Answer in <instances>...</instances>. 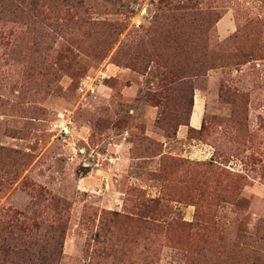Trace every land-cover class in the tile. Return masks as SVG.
Segmentation results:
<instances>
[{"label": "rangeland", "instance_id": "374dc122", "mask_svg": "<svg viewBox=\"0 0 264 264\" xmlns=\"http://www.w3.org/2000/svg\"><path fill=\"white\" fill-rule=\"evenodd\" d=\"M0 264H264V0H0Z\"/></svg>", "mask_w": 264, "mask_h": 264}, {"label": "bare ground", "instance_id": "6f19581e", "mask_svg": "<svg viewBox=\"0 0 264 264\" xmlns=\"http://www.w3.org/2000/svg\"><path fill=\"white\" fill-rule=\"evenodd\" d=\"M197 103H198V102H197ZM198 110H199V105L196 104V105H195V109H194V111H193V112H194V117L198 115Z\"/></svg>", "mask_w": 264, "mask_h": 264}, {"label": "trees", "instance_id": "16d2710c", "mask_svg": "<svg viewBox=\"0 0 264 264\" xmlns=\"http://www.w3.org/2000/svg\"><path fill=\"white\" fill-rule=\"evenodd\" d=\"M58 238H60V236H58Z\"/></svg>", "mask_w": 264, "mask_h": 264}]
</instances>
